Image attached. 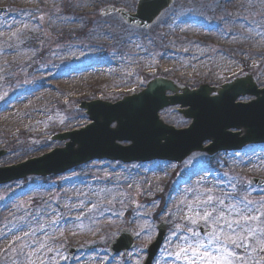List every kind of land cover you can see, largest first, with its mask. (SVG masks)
Wrapping results in <instances>:
<instances>
[{
  "label": "rangeland",
  "instance_id": "1",
  "mask_svg": "<svg viewBox=\"0 0 264 264\" xmlns=\"http://www.w3.org/2000/svg\"><path fill=\"white\" fill-rule=\"evenodd\" d=\"M135 4L0 0V8H6L0 14V150L7 152L0 166L62 147L63 142L50 141L54 134L89 122L77 109L79 102L114 103L141 91L155 76L196 88L248 73L264 87V0H174L147 30L112 12H133ZM88 26L84 35L76 32ZM95 66L100 74L91 77L87 70ZM159 116L175 128L190 123L176 107ZM213 159L208 165V157L198 153L179 165L93 161L46 180L0 185V264H143L160 222L166 233L152 264H186L176 259V245L208 244L211 222L193 225L190 218L199 220L198 213L213 207L225 220H241V227H233L248 239L236 248L222 238L208 250L217 255L223 245L235 253L233 264H264V185L250 180L264 181V145ZM209 195L213 203H202ZM199 224L207 234L199 232ZM189 227L199 235L192 236ZM216 227L230 231L223 220ZM248 228L254 234L245 232ZM122 229L133 235V248L112 256L108 245ZM73 246L80 250L69 257Z\"/></svg>",
  "mask_w": 264,
  "mask_h": 264
},
{
  "label": "water",
  "instance_id": "2",
  "mask_svg": "<svg viewBox=\"0 0 264 264\" xmlns=\"http://www.w3.org/2000/svg\"><path fill=\"white\" fill-rule=\"evenodd\" d=\"M173 0H137L134 13L123 8L112 9L124 23L148 29L172 4ZM111 10V8H110ZM6 8H0V12ZM255 99L236 102L240 96ZM178 106L183 119H190L187 128L167 125L158 113L164 108ZM90 123L80 130L58 133L50 140L64 142L39 157L22 163L0 167V184L25 177L59 175L92 160L149 162L155 159L181 163L193 153L212 156L219 151L241 150L250 144L264 143V88L259 89L249 74L235 77L218 85H200L196 89L164 78L150 79L145 88L134 95L122 97L115 103L94 100L81 102ZM114 123V127L111 124ZM235 129L236 132H231ZM208 141L209 145L203 146ZM120 142H128L121 145ZM6 154L0 151V157ZM257 185L263 184L254 179ZM147 249L145 264H150L163 236L164 225ZM202 233H205L201 229ZM132 246L127 230L111 243L116 254ZM77 249H72L73 256Z\"/></svg>",
  "mask_w": 264,
  "mask_h": 264
},
{
  "label": "snow or ice",
  "instance_id": "3",
  "mask_svg": "<svg viewBox=\"0 0 264 264\" xmlns=\"http://www.w3.org/2000/svg\"><path fill=\"white\" fill-rule=\"evenodd\" d=\"M208 191H211V189H209ZM202 203L208 205L212 204L213 197L209 195L205 201H202ZM219 203L223 204V201H219ZM251 203L253 202L247 201V204ZM247 204L245 205L246 208ZM197 215L199 216V220L190 218L191 224H197L200 220L204 221L206 224H208L209 221L211 222L209 224V227L212 228V231L207 234L208 244L206 245L200 240H197L195 243H186V245L177 244L176 248L178 250L174 253L176 259H183L186 264H197V261H199L200 264H233V260L231 257H233L235 253L231 252L227 247H224L222 245V251L221 249L216 250L219 253L217 255H213L212 252H210L208 249L215 244H219L222 238L224 241V245L231 244L236 248L242 247L243 245L241 242L246 241L248 239V236L244 232L237 233L236 229L233 227V225L241 227V220H225L224 212L216 207H213L211 210L205 208L202 215H200L199 213ZM241 219L247 221L250 219H256V217L242 216ZM222 220L224 221L227 229L230 230L229 232H224L223 227H216L217 225H220V222ZM177 227L179 228L180 226L177 225ZM187 231L192 233V236L199 235V233H197L190 227L187 228ZM245 232L253 233V230L248 228L245 230ZM25 235H27V233H25ZM185 241H187V237H185ZM261 244H264V240L261 241ZM262 250H264V248H262Z\"/></svg>",
  "mask_w": 264,
  "mask_h": 264
},
{
  "label": "bare ground",
  "instance_id": "4",
  "mask_svg": "<svg viewBox=\"0 0 264 264\" xmlns=\"http://www.w3.org/2000/svg\"><path fill=\"white\" fill-rule=\"evenodd\" d=\"M87 69H88V68H87ZM87 72H89V74H90L91 77H93V76H97V75L100 74L99 67H96V66H95V67H92V68H89V70H87ZM66 86H68V88H71V86L68 85V84H66ZM17 98H18V97L13 98L12 102H14ZM12 102H11V103H12ZM0 111H2V108H0ZM76 122H78V121H75V122H74L76 125H78V124H82V123H83V121L78 122V124H77Z\"/></svg>",
  "mask_w": 264,
  "mask_h": 264
},
{
  "label": "trees",
  "instance_id": "5",
  "mask_svg": "<svg viewBox=\"0 0 264 264\" xmlns=\"http://www.w3.org/2000/svg\"><path fill=\"white\" fill-rule=\"evenodd\" d=\"M89 27H90V26L85 27V28H83L82 30H77L76 32H78L79 34L84 35V33H86V31H87V29H88Z\"/></svg>",
  "mask_w": 264,
  "mask_h": 264
}]
</instances>
